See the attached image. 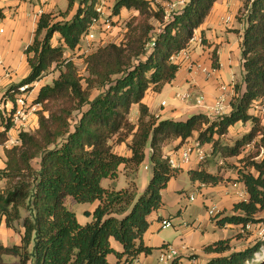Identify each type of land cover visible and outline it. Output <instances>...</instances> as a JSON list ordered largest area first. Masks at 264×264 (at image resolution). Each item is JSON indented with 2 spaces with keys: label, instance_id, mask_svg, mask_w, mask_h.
<instances>
[{
  "label": "trees",
  "instance_id": "trees-1",
  "mask_svg": "<svg viewBox=\"0 0 264 264\" xmlns=\"http://www.w3.org/2000/svg\"><path fill=\"white\" fill-rule=\"evenodd\" d=\"M216 1L187 0L180 11L166 19L164 8L149 0H116L113 14L126 9L136 15L127 22L120 44L108 43L86 56L85 78L79 76L71 61L64 59L63 53L64 47L77 48L80 36L96 16L97 0H66L65 13L76 7L70 21L53 22L46 13L39 16L33 40L24 50L28 76L2 97L11 102L12 109H0V146L7 142L13 125L15 96L23 93L19 88L27 85L24 92L30 91L29 86L51 69L59 75L52 84L41 86L32 102L41 107L37 128L20 131L19 144L5 150V167L0 170V180H4L0 226L16 231L20 244L0 243V264L5 256L16 257L17 264H132L140 254H150L151 248L142 243L148 217L161 207V191L180 170L169 168L163 159L162 148L173 141H178V148L195 138L202 145H210V156L221 159L238 157L241 148L253 143L256 152L239 158L244 166L238 173L239 180L248 199L235 203L232 214L217 223L260 222L256 216L264 214V125L249 110L264 100V0L244 3V87L231 102L228 115L210 118L194 114L184 121L159 120L142 102L147 92L159 93L174 80L179 67L172 58L187 47ZM55 34L59 46L51 44ZM212 67L218 68L215 52ZM91 88L99 90L92 100ZM239 90L237 86L236 93ZM133 105L139 112L135 125L128 120ZM76 112L79 116L72 122ZM239 122H250L249 131L233 146L219 144L228 129ZM129 137L130 156L116 154L112 140L118 144ZM34 160H38L37 168L32 166ZM147 162L152 164L151 176L141 194L101 186L102 180L115 179L122 165L123 170L132 167L133 184L137 168ZM204 163L187 172L190 181L204 185L221 182V177L206 172ZM66 197L78 204L98 202L91 221L80 224L64 205ZM112 241L120 246L119 250ZM256 250L231 252L229 240L203 248L217 255L206 264H245ZM170 264H178L177 259Z\"/></svg>",
  "mask_w": 264,
  "mask_h": 264
},
{
  "label": "crops",
  "instance_id": "crops-1",
  "mask_svg": "<svg viewBox=\"0 0 264 264\" xmlns=\"http://www.w3.org/2000/svg\"><path fill=\"white\" fill-rule=\"evenodd\" d=\"M58 1L60 0H0V11L3 14L0 18L1 110L4 109L9 112L12 109L11 102L2 98L6 90L13 85L18 86L28 76L29 67L24 50L33 40L39 15L51 13L57 5L59 6ZM236 4V0L235 5L234 2L231 3L228 0H217L204 22L195 31V42L189 45L187 57L178 56L173 61L179 67L174 80L170 84L165 85L159 93L150 91L146 93L142 102L155 118L159 120L184 121L187 117L194 114H204L214 118L215 116L209 110L198 107L195 103L196 100H202V104L210 108L216 98L222 94L226 97V107L223 114L228 115L231 112L230 101L234 98L232 87L236 81L243 77L240 44L247 25L246 19L241 22L236 20L235 16L239 9ZM123 11H126V9L120 11V17ZM226 18H229L228 22H226ZM211 52L216 53L218 68H216L214 76L208 78L196 68V65L211 67ZM222 86H225V91H222ZM37 91H33L35 96ZM176 94H189L190 99L186 103L179 100L180 106L178 107L174 106L164 109L167 106L166 101L163 98L159 100V97L171 95L173 98L174 95L176 97ZM162 102L165 103L163 107L161 106ZM31 111H33L32 108L27 116L28 128L24 131H34L37 128V118ZM138 117V106L133 105L129 113L131 124L135 125ZM230 128L228 131L231 130ZM18 134L19 131L11 129L7 133V142L0 146V170L5 167V150L13 147V142L19 140ZM130 140H127L126 143L129 144ZM177 145L178 141L170 142L162 148V154H169ZM208 147L211 150L210 145ZM117 149H119L118 152L114 150L116 154L126 158L130 156L127 144H123ZM225 160L219 158L217 164L221 165ZM210 166L204 165L206 172L222 178V181L216 185H204L198 181H190L187 172L196 170V167L182 168L168 181L166 187L161 191L162 205L149 215V226L142 236L143 245L151 248V253L147 255L140 254L132 264H166L161 258L168 247H173L177 251L175 259H177L178 264H206L217 255L206 253L203 248L220 240H229L231 252L245 249V247H241L239 242H235L233 238L237 234L235 225L226 224L219 226L217 223L223 217L231 215L233 205L239 202L235 191L244 190L238 175L239 171L243 172V170H240V168L236 170H211ZM119 170H123V165L119 167ZM182 174H186L188 177L189 195L185 194L182 184L178 182V178ZM119 175L123 177L126 188L128 183L126 177L121 172ZM116 179L114 181L104 179L101 181V185L106 189L110 185L109 183L114 182L119 189L124 188L118 185ZM138 179V175H136L135 183ZM149 179L143 173L139 179L141 188L136 183L138 194L145 190ZM3 186L4 180H0V190H2ZM191 196L194 198L193 201L190 200ZM182 197L187 199H182ZM212 201L214 202L208 207L207 204ZM64 205L75 214L77 221L84 225L91 221L92 212L98 202L78 204L73 198L66 197ZM79 205L81 208L76 209V206L79 207ZM89 205H93V208L90 209ZM212 207L216 208L215 216L208 214ZM86 213L89 215H86ZM201 213L203 214L202 218L200 217ZM206 218L208 221L207 228L201 231V227L204 225L203 219ZM162 220H170L174 226L173 231L163 233L164 230L169 228H161ZM15 227L20 230L19 224H16ZM0 243L4 246L19 245L20 236L16 231L1 224ZM112 246L116 250L120 249V246L114 241H112ZM108 258L109 260L113 259L112 256ZM3 261L17 264L16 257L5 256Z\"/></svg>",
  "mask_w": 264,
  "mask_h": 264
},
{
  "label": "rangeland",
  "instance_id": "rangeland-1",
  "mask_svg": "<svg viewBox=\"0 0 264 264\" xmlns=\"http://www.w3.org/2000/svg\"><path fill=\"white\" fill-rule=\"evenodd\" d=\"M149 1L153 2L154 4L156 3V4H159L160 6H162L164 8V10H165L167 19L171 16V14L180 11L184 7L186 2H187V0H184V3L181 4V3H176V2H178L180 0H149ZM228 1L231 2V3L234 2V5H235V0H228ZM236 1H237V4H236L237 6L236 7L239 8V9L237 11V14H236L235 18H236L237 21L241 22L242 20H245V16L243 15V9H244V3L246 2V0H236ZM238 2H240V4H238ZM58 3H59V6L57 5L52 10V12L49 13L50 16H51V20L53 22L70 21L71 18L73 17V15H74V13H75V8L76 7H74L72 10H70L68 13H65L66 12L65 9H66V6H67L66 0H60V1H58ZM134 15H136V13L134 11H132V10L123 11V13L121 14V17L119 15L118 20L115 21L112 24L113 28H112L111 32L106 34L105 36H103V40L102 39L100 40L99 38H101V37L97 35V42L95 43L96 48H98L100 46H104V45H106L108 43L120 44L122 42V40H123V36H124L125 31H126V24L132 18V16H134ZM153 23H154L155 26H158V24L155 23V21ZM156 29H158V28H156ZM193 36L195 38V32H194ZM98 40H100V41L98 42ZM193 42H195V40ZM193 42H190V44L193 43ZM51 44L54 45V46L55 45L59 46L60 41H59V37H58L57 34H55L53 36V38L51 40ZM210 56H211L210 59L212 60V52L210 53ZM63 57H64V59L72 60L71 62L76 67L79 76H81L82 78L87 77V69H86V62H85V58L86 57L85 56L80 55L76 51L74 52V51L65 50L64 53H63ZM58 75H59V72L57 70L51 69L38 82H35L34 84H31L29 86L30 88H32L30 91L24 92L25 89H23V91H22L23 93L21 95L24 96L27 106L33 107V111H31V112H32L33 115L36 116V118H37V112L40 111L41 107L39 105H33L32 106V102H33V100L35 98V92L33 93V91L34 90L35 91L38 90L43 85L52 84V82L58 77ZM242 81L243 80H242V77H241V79H239V81H236L235 84L233 85V87H232L233 89L232 90H233V93H234V96H233L234 98L230 101V103L232 101H234V99L237 96H240V93L243 91V87L244 86H243V82ZM82 84H83V87L85 88L86 87V83H84L83 80H82ZM14 86L15 85H13V86H11L9 88H12ZM237 86H240L239 93H236V91H235V88ZM176 93H179V92H176ZM98 94H99V90L98 89L91 88V90H90V100L95 98ZM16 95L18 96L20 94H16ZM162 98L166 101V104H167V106H165L164 109H167V107H174V106L178 107V106H180L179 99L177 97H175V95H174L173 98H172L171 95H163V96L159 97V100H161ZM186 102L187 101H185V103ZM78 116H79V114L77 112L74 113L73 117H72V122L77 120ZM189 117H187V118H189ZM128 120H129V115H128ZM261 121H262V124L264 125V118H261ZM250 127H251V123L250 122H246V123L239 122V123L235 124L233 127L230 128L231 130L228 131L223 138H221L219 144L227 145V146H233V144L237 140H240L241 137L249 131ZM25 129H27V128H25ZM29 132H32V130L29 131ZM130 139H131V137H129L127 140H130ZM112 141H113V151L116 150L118 152V150L120 148L119 149H117V148L119 146L123 145V144H127L128 145V143H126V141L122 142V143H118V144L116 142H114L115 139L112 140ZM129 143H130V141H129ZM252 146H254L253 143L251 145H248V146H245V147L241 148L240 156L227 158L224 161V163L221 164V165L217 164L219 157H216V156H218V155L209 156L207 158V161H205L206 163H204V164L205 165H209V166L211 165L210 166L212 168L211 170H236L238 168H240V170L243 168L242 170H244L243 163L240 161V159L245 157V156H247L248 154H252V153L256 152V148H254ZM259 157H257L256 160H258ZM37 165H38V160H34L32 162V166L34 168H37ZM146 165L149 167L148 171H144L143 170L144 164L137 168V173L138 174L136 173V175H138L139 179L141 178L143 173H145L146 176L150 178V173H151V170H152V164L150 162H147ZM197 167H198V165L196 166V168ZM131 170H132V167L131 168L127 167L126 170H121V171L119 170L118 173H117V177H116L117 179L115 178L117 183H118V185L119 186L121 185L124 188H122V189L120 188L119 189V187H117V185L114 182H112V183H109L110 185H108L106 189H108V190H112L113 189V190H117V191L128 189V190H135L136 193H137L136 183H137L138 187H140V188H141V183H140L139 179L135 183V180H136V178H135L134 183L132 184V181H131L132 173H130V172H132ZM120 172L123 173L124 177H126V179L128 181L126 188L124 186L125 182L123 180V177L120 176V175L118 176V174ZM136 175H135V177H136ZM115 179H112V181H114ZM178 182L182 184L183 191L185 192V194L189 195L190 194V191L188 189L189 188V180H188L187 175L186 174H182L178 178ZM182 199H187V198H183L182 197ZM213 202L214 201L209 202L207 204L208 207H210ZM89 206H90L89 207L90 209L93 208V205H89ZM80 208H81L80 205H79V207L76 206V209H80ZM202 215L203 214L201 213L200 214L201 218H202ZM256 219L260 220L261 228L264 230V214H262V213L258 214L256 216ZM203 220H204V222H203L204 225H202L201 231L206 230L207 225H208L207 224V222H208L207 218L203 219ZM173 229H174V226L170 227L167 230H164L163 233H169L170 231H173ZM235 230L237 232V234L234 235V237H233L235 239V242H237V243L239 242L241 247H245V249L254 248L255 247V248H257V251H258V248H259L261 243L257 242L256 239L251 237L252 233H246V234H244L246 236H244L243 234L238 233L237 229H235ZM3 264H12V263L10 261H7V262L3 261Z\"/></svg>",
  "mask_w": 264,
  "mask_h": 264
},
{
  "label": "built area",
  "instance_id": "built-area-1",
  "mask_svg": "<svg viewBox=\"0 0 264 264\" xmlns=\"http://www.w3.org/2000/svg\"><path fill=\"white\" fill-rule=\"evenodd\" d=\"M115 2L116 0H97L96 4L94 5V12L96 16L92 18L87 30L80 36L77 48L74 50H69L68 48L64 47V51L65 50L74 51V52L76 51L80 55H83L85 57L96 51L99 48V47L96 48L95 46V43L97 42V35L101 37L99 38L100 40L101 39L103 40V36L111 32L113 28L112 24L115 21H117L119 18L120 13L118 15L113 14ZM176 3L183 4L184 0H180ZM228 21L229 18H226V22ZM100 40H98V42ZM194 40L195 38L193 36L190 42H193ZM189 44L178 55L174 56L172 58V61L176 60L178 56H182L186 58L188 55L187 50ZM67 60L72 61L70 59ZM0 66H2L1 60H0ZM196 68L200 70L203 74H205V76L208 78L214 76V73L216 71V68H213L212 66L205 67L201 65H196ZM26 87L27 86L25 85L19 89L23 91V89H25ZM221 89L222 91H225L226 88L225 86H222ZM176 97L183 102L188 101L190 99L189 94H176ZM164 105L165 103L162 102L161 106L163 107ZM195 105L209 110V112L215 117L222 116L224 115L223 111L226 107V97L223 94L217 97L210 108L202 104V100H196ZM30 108L33 109V107L31 106H27L23 95L20 94L18 96L17 95L15 96V108L13 110V113L11 114L12 124H13L11 129L20 132L26 130L25 128H28L27 116ZM249 114L257 118H264V100H261L260 102L253 104L250 107ZM17 144H19V140L13 142L14 146ZM210 152L211 150L208 147V145H202L199 142H197L195 139H190L185 143H183L178 148L171 150L169 154L163 155V159L166 161L169 168L176 170L185 167H196L197 165L204 163L207 160V158L210 156ZM143 169L145 171H148L149 167L146 164H144ZM235 194L239 199V202H244L247 201L248 199V194L245 188L244 190H236ZM190 200L193 201L194 198L191 196ZM215 213H216L215 207L210 208V210L208 211V214L210 216H215L214 215ZM170 227H173V224L170 220L161 221V228H170ZM235 228L238 230V233L243 235L246 233H252L251 237L256 239L257 242L261 243L258 248V251L256 250L253 253L252 257L247 261H245V264H264V230L261 228L260 222L258 223L248 222L246 224L235 225ZM176 256H177V251L175 250V248L168 247L166 248V251L162 255L161 259L164 260L165 263L170 264L175 260Z\"/></svg>",
  "mask_w": 264,
  "mask_h": 264
}]
</instances>
